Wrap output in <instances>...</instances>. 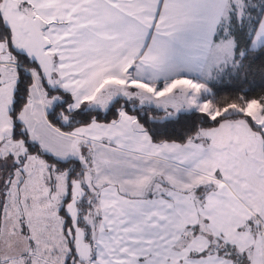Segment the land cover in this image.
I'll return each instance as SVG.
<instances>
[{
  "label": "snow or ice",
  "instance_id": "1",
  "mask_svg": "<svg viewBox=\"0 0 264 264\" xmlns=\"http://www.w3.org/2000/svg\"><path fill=\"white\" fill-rule=\"evenodd\" d=\"M205 173L264 195V0H0V264H264V202L152 231Z\"/></svg>",
  "mask_w": 264,
  "mask_h": 264
},
{
  "label": "crops",
  "instance_id": "2",
  "mask_svg": "<svg viewBox=\"0 0 264 264\" xmlns=\"http://www.w3.org/2000/svg\"><path fill=\"white\" fill-rule=\"evenodd\" d=\"M208 175L210 173H205L202 181L187 178V183L182 187L188 188V192L177 191L173 198L162 202V206L157 209L156 220L159 223L158 227L152 230L154 233L164 235L174 233L178 239L185 230L192 231L189 225L200 223L204 226L205 232L211 233L216 238L233 241H243L248 238L246 232H238L237 229L260 210L264 195L259 192L247 196L234 194L199 201L193 195L196 193L193 184L207 180ZM161 217L166 218L161 219ZM205 218L208 219L206 224ZM209 242L207 235H199L192 240L189 248L203 249L208 247ZM202 264H212V262L205 261Z\"/></svg>",
  "mask_w": 264,
  "mask_h": 264
},
{
  "label": "rangeland",
  "instance_id": "3",
  "mask_svg": "<svg viewBox=\"0 0 264 264\" xmlns=\"http://www.w3.org/2000/svg\"><path fill=\"white\" fill-rule=\"evenodd\" d=\"M206 181L207 180H205L203 182H206ZM73 192H74V201H73L72 206L70 207V211L73 213V217L75 219L78 215V209L76 207V201L79 200L80 195L82 193V189L77 187L73 190ZM193 195L196 197L197 200H199V201L201 200L197 193H195V194L193 193ZM78 243H79L81 251H86L87 245L83 241V230H79V232H78Z\"/></svg>",
  "mask_w": 264,
  "mask_h": 264
}]
</instances>
